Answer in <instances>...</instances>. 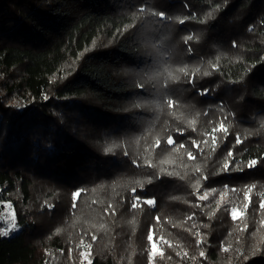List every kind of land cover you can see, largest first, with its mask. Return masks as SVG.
Instances as JSON below:
<instances>
[{
  "label": "trees",
  "instance_id": "16d2710c",
  "mask_svg": "<svg viewBox=\"0 0 264 264\" xmlns=\"http://www.w3.org/2000/svg\"><path fill=\"white\" fill-rule=\"evenodd\" d=\"M261 202L264 0H0V264H264Z\"/></svg>",
  "mask_w": 264,
  "mask_h": 264
},
{
  "label": "snow or ice",
  "instance_id": "6c2138e0",
  "mask_svg": "<svg viewBox=\"0 0 264 264\" xmlns=\"http://www.w3.org/2000/svg\"><path fill=\"white\" fill-rule=\"evenodd\" d=\"M186 39H189V40H190L191 37H187ZM207 74H208V73H205V75H207ZM201 94H206V90H205L204 92H202ZM46 99H47V97H46ZM217 131H226V129H225L223 123L220 124L219 128H214V129H213V140H212V144H213V146H215V143H216L214 133L217 132ZM167 142H168L169 145H172V144L174 143V141L172 140L171 137L168 138V141H167ZM237 143H240V140H239V139L237 140ZM193 145L198 147V145L196 144L195 141H193ZM180 147L183 148L184 145H180ZM109 150H111V149H109ZM188 157H189L190 159H194L193 154H192L191 152H188ZM228 157H229V158L232 157V152H231V151H229V153H228ZM229 162H230L229 160H227V159L225 160L224 165H223V169H224V170H227V169H228V167H229ZM257 163H258V161H257L256 159H251V160L248 162V167L251 168V167L255 166ZM196 171H197V172L200 171L199 167L196 168ZM251 191H252V189L249 188L248 191L245 193V200H246V201L249 200V193H250ZM78 195H79V193L74 192V193H73V198L75 199ZM206 195H207V194H205V196H201V197H199V198H200L201 200H203V199L206 198ZM145 203H147V204H149V205H152V204H154L155 202H154V200L149 199V200L145 201ZM218 206H219V205H218ZM132 207H133V208L137 207V203L134 202V203L132 204ZM247 207H248V204L246 203V204H245V208H247ZM260 207H261V209H264V202H261ZM240 215H241V213L239 212V210H238L237 208L233 207V208L231 209V216H232L233 220H235V219H236L238 216H240ZM158 219H159V218L157 217V220H158ZM0 234L7 235V233H0ZM92 239L95 240L96 237L93 236ZM147 240H148L149 242H152V241H153V233H152L151 229H149V233H148V236H147ZM198 243H199V241H198ZM151 248H152V251H151V253L149 254L150 257L153 256V255L155 254V252H156V244H155V243H152ZM81 255L83 256L84 253H81ZM200 255H201V256H204L205 254H204L203 252H201ZM89 264H91V261H89Z\"/></svg>",
  "mask_w": 264,
  "mask_h": 264
},
{
  "label": "rangeland",
  "instance_id": "374dc122",
  "mask_svg": "<svg viewBox=\"0 0 264 264\" xmlns=\"http://www.w3.org/2000/svg\"><path fill=\"white\" fill-rule=\"evenodd\" d=\"M20 229L19 225L16 222L14 212L12 210V207L9 203H5L2 209V212L0 213V230L2 233L13 234L16 233ZM152 243L155 242H151ZM156 244V252L159 251L158 245ZM152 250V248H151ZM42 251H38V258H41Z\"/></svg>",
  "mask_w": 264,
  "mask_h": 264
}]
</instances>
